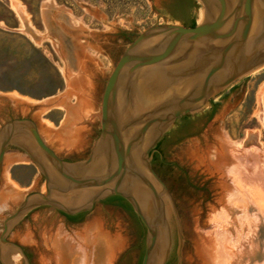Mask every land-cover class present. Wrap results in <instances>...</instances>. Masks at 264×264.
Segmentation results:
<instances>
[{
    "label": "rangeland",
    "instance_id": "374dc122",
    "mask_svg": "<svg viewBox=\"0 0 264 264\" xmlns=\"http://www.w3.org/2000/svg\"><path fill=\"white\" fill-rule=\"evenodd\" d=\"M201 9L198 0H0V123L28 116L60 157L85 158L100 131L104 85L127 44L152 25H190ZM151 165L176 212L168 217L166 264H224L225 256L264 264V65L176 119ZM34 192L46 193V180L12 139L0 171V203L8 197L10 204L0 213V234ZM4 237L31 264H140L146 228L127 201L108 196L78 219L49 206L30 209ZM6 248L19 256L15 264H27L1 241L0 264H12Z\"/></svg>",
    "mask_w": 264,
    "mask_h": 264
},
{
    "label": "water",
    "instance_id": "95a60500",
    "mask_svg": "<svg viewBox=\"0 0 264 264\" xmlns=\"http://www.w3.org/2000/svg\"><path fill=\"white\" fill-rule=\"evenodd\" d=\"M198 1L203 11L200 22L152 25L127 44L104 85L100 131L85 158L60 157L28 116H13L0 123V171L5 149L13 139L46 180V193L26 195L5 218L0 234V241L18 248L27 264L22 247L4 237L10 221L39 206L76 214L111 195L127 200L144 224L140 264H151L158 219L165 217L161 194L167 196L176 217L168 189L151 165L152 150L176 119L200 110L243 75L264 65V0ZM140 86L151 97L143 98ZM136 90L142 95L139 102L135 101ZM19 134H29L31 144L15 141ZM132 183L149 193L156 215L149 216L142 208ZM83 190L88 191L86 197L72 201V192ZM169 249L170 237L158 264L166 263Z\"/></svg>",
    "mask_w": 264,
    "mask_h": 264
},
{
    "label": "bare ground",
    "instance_id": "6f19581e",
    "mask_svg": "<svg viewBox=\"0 0 264 264\" xmlns=\"http://www.w3.org/2000/svg\"><path fill=\"white\" fill-rule=\"evenodd\" d=\"M203 18V11L202 9L200 10V13H199V18H198V21L200 22ZM13 101V100H12ZM15 141L17 142H20V143H26V144H31L29 138L27 135H24V134H19L18 136H16L15 138ZM36 154L37 151H35ZM254 182V181H253ZM131 189L133 191V193L136 195L140 205L142 206V208L147 212V214L149 216L155 214L158 210L157 208L155 207L154 203H153V200L151 199L149 193L144 190V189H141L139 187H137L136 185H131ZM2 193V192H1ZM88 194V191L87 190H83V191H78V192H72V197L74 199H72V201H76L77 199L80 200V199H84L86 197V195ZM4 196V195H3ZM6 196V195H5ZM161 197H162V208H163V213L165 215V217H159L158 219V230H157V244H156V248H155V252H154V255L152 257V260H151V264H158L159 261H160V258L161 256L163 255L164 251H165V248L167 247V244H168V239H169V223H168V220H166L165 218H168L169 215L171 214L172 212V208H171V205L168 201V198L165 194H161ZM3 198V197H2ZM8 197H4L3 198V202L0 203V213L3 211V210H6L10 204H9V200H7ZM68 200V199H66ZM167 201V202H166ZM168 203V204H167ZM254 214V213H253ZM156 215V214H155ZM256 219V218H255ZM259 221V220H257ZM255 221H253V224H254ZM256 224V223H255ZM249 225V224H248ZM258 226V225H256ZM255 229V228H254ZM259 229V227L257 228V230ZM258 232V231H257ZM256 233V232H255ZM258 235V234H257ZM257 235L255 234V236L257 237ZM250 236V235H249ZM251 237V236H250ZM253 240V238L251 237L250 240ZM251 240V241H252ZM253 243L250 242L249 245H251ZM259 243V242H258ZM260 244V243H259ZM57 245V244H56ZM258 248V247H257ZM60 249V248H59ZM226 249V248H225ZM6 252H5V256L6 258L12 263V264H15L19 261V256L17 255V253L10 249V248H6L4 249ZM241 250V249H240ZM225 251V250H224ZM243 251V250H242ZM229 252V251H227ZM60 256V255H59ZM236 256V255H235ZM243 255H241V258H242ZM251 256V255H250ZM227 259L226 262H224V264H236V261L234 259V257H231V256H225ZM238 258V257H237ZM87 259V254H84V261ZM246 260L248 262H250V258L246 257ZM253 260V259H251ZM241 261V260H240ZM246 261V262H247ZM83 264V263H82Z\"/></svg>",
    "mask_w": 264,
    "mask_h": 264
},
{
    "label": "flooded vegetation",
    "instance_id": "af4514ba",
    "mask_svg": "<svg viewBox=\"0 0 264 264\" xmlns=\"http://www.w3.org/2000/svg\"><path fill=\"white\" fill-rule=\"evenodd\" d=\"M111 196H118V197H120L121 199H123V200H125L124 198H122L121 196H119V195H111ZM125 201H127V200H125ZM128 202V201H127ZM130 205V204H129ZM131 206V205H130ZM39 207H41V206H39ZM56 210V209H55ZM57 211H59V210H57ZM87 211H89V210H86V211H81V212H78V213H76V214H65V213H63V212H61L60 211V213H62L63 214V216H65V218H70V219H78L79 218V216H81V215H83L85 212H87ZM6 239V238H5ZM15 243V242H14ZM23 249V251H24V253H25V255H26V257H27V259H28V261H29V263H30V256H29V254H28V252L24 249V248H22ZM31 264V263H30ZM166 264V263H165Z\"/></svg>",
    "mask_w": 264,
    "mask_h": 264
},
{
    "label": "trees",
    "instance_id": "16d2710c",
    "mask_svg": "<svg viewBox=\"0 0 264 264\" xmlns=\"http://www.w3.org/2000/svg\"><path fill=\"white\" fill-rule=\"evenodd\" d=\"M195 24V21L192 22L190 25H194ZM3 89H11V88H15V86L13 85H6V86H1Z\"/></svg>",
    "mask_w": 264,
    "mask_h": 264
}]
</instances>
